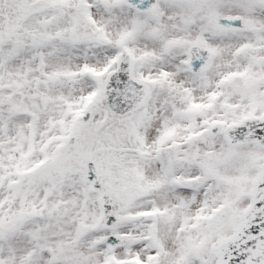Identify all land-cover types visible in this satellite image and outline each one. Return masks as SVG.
Wrapping results in <instances>:
<instances>
[{"label": "snow or ice", "instance_id": "snow-or-ice-1", "mask_svg": "<svg viewBox=\"0 0 264 264\" xmlns=\"http://www.w3.org/2000/svg\"><path fill=\"white\" fill-rule=\"evenodd\" d=\"M0 264H264V0H0Z\"/></svg>", "mask_w": 264, "mask_h": 264}]
</instances>
